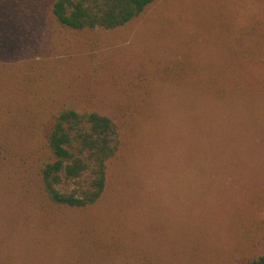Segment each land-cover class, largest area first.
Returning a JSON list of instances; mask_svg holds the SVG:
<instances>
[{"label": "rangeland", "instance_id": "1", "mask_svg": "<svg viewBox=\"0 0 264 264\" xmlns=\"http://www.w3.org/2000/svg\"><path fill=\"white\" fill-rule=\"evenodd\" d=\"M236 9L235 0H157L140 23L79 35L50 26L43 10L23 16L12 44L36 51L19 63L22 69L63 63L56 80L98 95L101 109L125 103L127 92H152L138 125L127 123L132 130H124L100 204L65 218L117 224L126 244L142 251L164 241L166 253L175 254L189 242L203 262L239 241V225L228 223L233 209L251 212L253 204L255 221L264 222V203H239L264 187V64L250 75L231 66L235 54L223 45L233 41ZM207 30H217L218 40ZM189 47L188 58L203 66L198 75L226 81L231 97H196L185 83L160 81L159 73L180 63ZM233 76L240 81L232 83ZM8 179L0 175V233L9 243L0 264H96L74 247V231L42 219Z\"/></svg>", "mask_w": 264, "mask_h": 264}, {"label": "trees", "instance_id": "2", "mask_svg": "<svg viewBox=\"0 0 264 264\" xmlns=\"http://www.w3.org/2000/svg\"><path fill=\"white\" fill-rule=\"evenodd\" d=\"M156 1L0 0V175L18 186L21 199L30 202L29 208L34 207L42 219L49 217L60 223L62 231H74L69 235L72 244L96 264L121 260L125 264H264V222L255 221L253 204L251 212L233 209L235 218L228 223L239 225L240 239L236 246L212 255L210 262H203V254L189 242L175 254L166 253L164 241H153V250L142 251L140 244H126L117 224L103 226L95 217L77 223L65 218L100 204L111 166L122 152L124 130L131 131L144 117L152 92L144 88L127 92L125 103L101 109L98 95L69 90L56 80L61 79L63 63L34 68L24 62L22 69L19 63L31 59L36 49L13 45L14 33L24 23L23 16L37 9L43 10L50 26L74 35L114 31L140 23ZM235 2L241 17L237 15L232 43L223 45V50L235 54L231 66L238 73L250 75L264 64V0ZM204 33L218 40L217 30ZM190 51L189 47L180 63L166 66L165 77L163 71L159 73L160 81L185 83L196 97L216 101L231 97L226 81L198 75L203 66L188 58ZM238 81L232 77V83ZM239 203H264V187L251 189ZM5 242L0 233V260Z\"/></svg>", "mask_w": 264, "mask_h": 264}]
</instances>
